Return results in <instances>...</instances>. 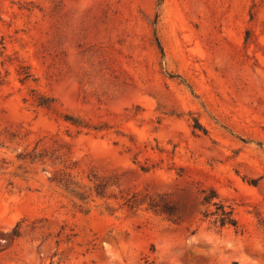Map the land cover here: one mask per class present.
I'll use <instances>...</instances> for the list:
<instances>
[{"label": "rangeland", "instance_id": "1", "mask_svg": "<svg viewBox=\"0 0 264 264\" xmlns=\"http://www.w3.org/2000/svg\"><path fill=\"white\" fill-rule=\"evenodd\" d=\"M0 73V264H264V0H0Z\"/></svg>", "mask_w": 264, "mask_h": 264}, {"label": "trees", "instance_id": "2", "mask_svg": "<svg viewBox=\"0 0 264 264\" xmlns=\"http://www.w3.org/2000/svg\"><path fill=\"white\" fill-rule=\"evenodd\" d=\"M30 73H26L20 77V81L24 82ZM4 81L3 75L0 73V83ZM37 105L50 108L52 105L53 98L44 94H40L34 98ZM70 120H73L70 118ZM76 123V121H72ZM201 204L205 208L201 211V216L203 218L209 219L212 224L218 229L223 228L224 226H237V219L233 212V207L227 203L225 200L220 198L216 191L213 188L209 189V192H204Z\"/></svg>", "mask_w": 264, "mask_h": 264}]
</instances>
